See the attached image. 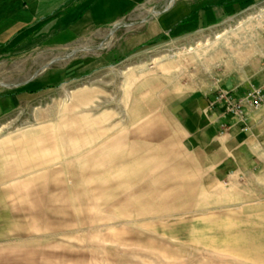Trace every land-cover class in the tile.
I'll return each mask as SVG.
<instances>
[{
  "label": "rangeland",
  "instance_id": "374dc122",
  "mask_svg": "<svg viewBox=\"0 0 264 264\" xmlns=\"http://www.w3.org/2000/svg\"><path fill=\"white\" fill-rule=\"evenodd\" d=\"M174 1L66 47L0 52L15 99L0 105V264H264V170L211 171L165 107L262 67L264 0L164 33Z\"/></svg>",
  "mask_w": 264,
  "mask_h": 264
},
{
  "label": "crops",
  "instance_id": "0c3cea01",
  "mask_svg": "<svg viewBox=\"0 0 264 264\" xmlns=\"http://www.w3.org/2000/svg\"><path fill=\"white\" fill-rule=\"evenodd\" d=\"M150 2L0 0V52L31 54L37 50L44 52L66 47L93 36L100 29L118 25L138 9H145ZM244 4L242 0H191L189 4L175 0L173 7L165 13L174 9L177 13L174 19L162 24V15L158 26L164 33H172L179 24L188 25L182 33L198 31L222 23ZM149 37L143 34L137 41L141 43ZM238 69H230L227 73L225 69L219 73L224 89H234L240 95L252 87L264 85V68L258 62ZM210 87L211 81L203 82L165 104L187 144L207 159L211 171L227 175L230 171L264 170V105L250 116L249 131L241 132L239 125L233 124L224 135H219L220 111L206 113L211 99ZM13 102L15 99L0 97V105L10 107L2 112L9 111ZM226 121L233 123L229 117Z\"/></svg>",
  "mask_w": 264,
  "mask_h": 264
},
{
  "label": "built area",
  "instance_id": "2783aa9c",
  "mask_svg": "<svg viewBox=\"0 0 264 264\" xmlns=\"http://www.w3.org/2000/svg\"><path fill=\"white\" fill-rule=\"evenodd\" d=\"M262 68H264V46L261 48ZM211 99L206 113L220 111L219 135H224L231 125H239L241 132L250 130V116L264 105V85L252 87L243 94L234 89L222 87V77L215 74L211 80ZM229 117L233 123L226 121Z\"/></svg>",
  "mask_w": 264,
  "mask_h": 264
}]
</instances>
